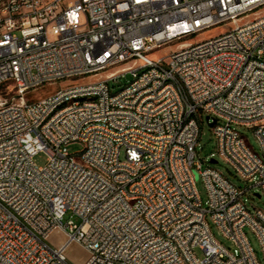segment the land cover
<instances>
[{
  "label": "built area",
  "instance_id": "2783aa9c",
  "mask_svg": "<svg viewBox=\"0 0 264 264\" xmlns=\"http://www.w3.org/2000/svg\"><path fill=\"white\" fill-rule=\"evenodd\" d=\"M263 10L264 0H0V264H70L71 242L83 264H260L245 227L264 264V213L242 201L248 188L195 157L202 112L219 156L264 195ZM126 74L134 82L111 92ZM57 82L67 86L26 101ZM73 95L95 103L70 106ZM235 126L253 129L260 153ZM54 231L64 238L50 241Z\"/></svg>",
  "mask_w": 264,
  "mask_h": 264
},
{
  "label": "rangeland",
  "instance_id": "374dc122",
  "mask_svg": "<svg viewBox=\"0 0 264 264\" xmlns=\"http://www.w3.org/2000/svg\"><path fill=\"white\" fill-rule=\"evenodd\" d=\"M264 11V10H263ZM222 30V27H214L210 30L201 32L199 34L193 35L189 38L191 42H197L201 41L203 39H206L207 37L213 36L220 32ZM169 52V48H163L161 50H158L154 53L155 58H158L164 54H167ZM132 80L131 75L126 74L122 78H119L115 82H109L108 86L111 92H115L118 89H120L126 82H130ZM67 86L66 84L62 83H53L49 85H44L42 87L36 88L32 91H30L26 96L25 99L27 102H34L39 99H42L50 94L55 93L59 89L64 88ZM9 90L5 86L0 87V98L5 97ZM205 114L200 112L199 113V128H200V136L198 139V142L195 146L196 151V159L203 162V165H210L211 167L217 169L221 174H223L230 182H232L234 185L239 187L242 190L247 189V191L242 196V201L247 206L248 210L253 212L254 209H259L264 213V195L261 193V189L257 186H254L250 188L251 183L241 180L237 177L232 167L227 164L217 153L216 151V141L214 139V136L212 134L211 127L208 125V123L205 120ZM235 130L245 139L246 143L252 148V150L256 153H260L259 145L255 139L253 129L249 127L244 126H235ZM82 149L81 143H74L68 146V151L71 153H77L80 152ZM78 155V154H77ZM48 159V156L45 152L41 151L37 153L34 158L33 162L37 167H41L46 164ZM210 159L215 160V163H211ZM194 185L196 188V191L198 193V196L201 200V205L203 208H207V192L206 189L201 181L200 178H197L194 181ZM255 193H258L260 196L257 197ZM68 219V214L64 217L63 223ZM73 222L75 224L79 223V220L76 217L72 218ZM205 220L208 224L209 230L213 236V238L218 241L221 245H223L229 252L232 254L238 256L239 250L234 245L232 241L229 239L224 238L218 231L217 227L213 222L211 221L209 214L206 213ZM243 232L245 236L247 237L255 256L260 264H262V253L261 248L259 245V242L255 235L252 233V231L245 227L243 229ZM64 236L59 231H54L51 234L50 241L57 242L60 239H63ZM66 256L67 260L70 264H83L85 260L87 259V252L84 250L83 247H81L79 244L75 242H71L66 247ZM195 255L199 258H203L202 251L196 247L194 249Z\"/></svg>",
  "mask_w": 264,
  "mask_h": 264
},
{
  "label": "bare ground",
  "instance_id": "6f19581e",
  "mask_svg": "<svg viewBox=\"0 0 264 264\" xmlns=\"http://www.w3.org/2000/svg\"><path fill=\"white\" fill-rule=\"evenodd\" d=\"M131 77L132 80L130 82H134V75H131ZM90 103H95V96L93 95L70 96V106L90 105ZM257 224H264V216L257 217Z\"/></svg>",
  "mask_w": 264,
  "mask_h": 264
},
{
  "label": "water",
  "instance_id": "95a60500",
  "mask_svg": "<svg viewBox=\"0 0 264 264\" xmlns=\"http://www.w3.org/2000/svg\"><path fill=\"white\" fill-rule=\"evenodd\" d=\"M207 119H208V118L206 117V120H207ZM209 125L211 126L212 124L210 123ZM210 162H211V163H215L216 161L213 160V159H210ZM195 178H197V176H195ZM255 195H256L257 197L260 196L258 193H255Z\"/></svg>",
  "mask_w": 264,
  "mask_h": 264
}]
</instances>
